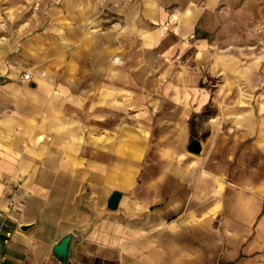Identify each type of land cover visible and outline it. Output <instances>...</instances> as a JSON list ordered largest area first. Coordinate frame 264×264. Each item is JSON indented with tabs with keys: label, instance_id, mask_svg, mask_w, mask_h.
<instances>
[{
	"label": "rangeland",
	"instance_id": "1",
	"mask_svg": "<svg viewBox=\"0 0 264 264\" xmlns=\"http://www.w3.org/2000/svg\"><path fill=\"white\" fill-rule=\"evenodd\" d=\"M58 6L15 2L12 29H28L17 41L40 36L59 43L61 20L43 14ZM82 6L77 23H86L87 34L68 36L71 63L86 74L111 43V111L98 115L94 133L106 135L109 192L122 198L110 211L106 197L81 186V220L108 219L137 231L124 264H247L249 256H264L252 229L242 231V241L227 242L229 195L222 189L264 204V0ZM192 141L199 154L187 150Z\"/></svg>",
	"mask_w": 264,
	"mask_h": 264
},
{
	"label": "crops",
	"instance_id": "2",
	"mask_svg": "<svg viewBox=\"0 0 264 264\" xmlns=\"http://www.w3.org/2000/svg\"><path fill=\"white\" fill-rule=\"evenodd\" d=\"M23 1L0 0L5 23L0 33V264H61L51 250L69 232L78 235L68 264H124L137 231L108 219L95 224L80 217L81 186L87 185L91 195L100 192L106 204L119 192H109L106 135L101 140L94 133L98 115L111 111V43L103 44L91 70L78 73L68 36L87 34L86 23H77L84 0H58L57 10L43 12L61 20L56 44L40 36L17 41L16 35L28 29L14 31L10 18L14 3ZM222 189L229 195L224 200L227 242L242 241V231L251 229L254 242H264V204L234 197V188ZM248 258L247 264H264V256Z\"/></svg>",
	"mask_w": 264,
	"mask_h": 264
},
{
	"label": "water",
	"instance_id": "3",
	"mask_svg": "<svg viewBox=\"0 0 264 264\" xmlns=\"http://www.w3.org/2000/svg\"><path fill=\"white\" fill-rule=\"evenodd\" d=\"M187 150L193 154H199L201 152L200 144L197 141H192ZM121 198V194L119 192H113L106 204V208L110 211H114L117 209L119 201ZM76 237L74 232H69L64 235L53 247H52V255L61 263L68 264L70 248L72 241Z\"/></svg>",
	"mask_w": 264,
	"mask_h": 264
},
{
	"label": "built area",
	"instance_id": "4",
	"mask_svg": "<svg viewBox=\"0 0 264 264\" xmlns=\"http://www.w3.org/2000/svg\"><path fill=\"white\" fill-rule=\"evenodd\" d=\"M22 78H23V80H25V81H29V80H30V75H29L28 73H23V74H22Z\"/></svg>",
	"mask_w": 264,
	"mask_h": 264
}]
</instances>
